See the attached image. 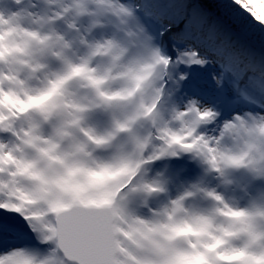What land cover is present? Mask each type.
Wrapping results in <instances>:
<instances>
[{"label": "snow or ice", "instance_id": "1", "mask_svg": "<svg viewBox=\"0 0 264 264\" xmlns=\"http://www.w3.org/2000/svg\"><path fill=\"white\" fill-rule=\"evenodd\" d=\"M0 264H264V0H0Z\"/></svg>", "mask_w": 264, "mask_h": 264}]
</instances>
